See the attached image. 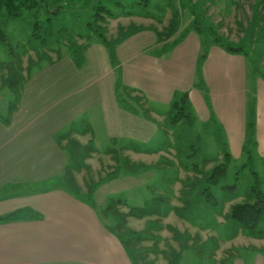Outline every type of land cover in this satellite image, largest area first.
I'll return each instance as SVG.
<instances>
[{
	"label": "crops",
	"instance_id": "1",
	"mask_svg": "<svg viewBox=\"0 0 264 264\" xmlns=\"http://www.w3.org/2000/svg\"><path fill=\"white\" fill-rule=\"evenodd\" d=\"M84 41L31 71L18 95L0 85V95H12L0 101V218L12 215L0 222V264H158L161 250L141 246L143 233L118 234L111 225L117 216L107 207L117 200L106 198L120 171L85 192L71 180L75 194L64 173L71 166L80 174L73 160L84 148L105 157L132 148L155 153L141 148L157 143L159 108H172L183 93L196 116L222 131L231 159L246 152L252 110L251 143L264 166V84L253 75L248 82L241 55L211 45L198 66L202 46L192 31L174 45L140 29L114 44L113 61L100 40ZM132 100L142 113L130 109ZM254 174L264 193V172ZM173 252L167 264H177L180 251Z\"/></svg>",
	"mask_w": 264,
	"mask_h": 264
},
{
	"label": "rangeland",
	"instance_id": "2",
	"mask_svg": "<svg viewBox=\"0 0 264 264\" xmlns=\"http://www.w3.org/2000/svg\"><path fill=\"white\" fill-rule=\"evenodd\" d=\"M97 1L116 17L95 23L92 7ZM142 1L81 0L83 4L75 7V0H48L52 6L55 2L65 4L53 17L50 28L44 22V11L39 15L25 12L16 19L0 13V34L5 37L4 41L0 40V84L14 71L25 78L48 58L54 60L57 55L68 52L71 43L84 45L87 39L100 40L99 34L115 41L129 27L150 30L159 40L170 44L190 28L193 18L200 17L213 25L228 44L235 45L246 39L244 29L253 21L254 13L257 14V23L249 34L252 42L249 50L246 46V53L241 56L248 82L253 75L264 84V0H148L145 6L129 8L131 3L141 4ZM115 2L124 4V11L132 15H121ZM36 22L39 23L37 29L34 28ZM88 23L93 30L97 27L99 30L90 32ZM34 33L44 39L43 43H40V37L32 40ZM198 38L202 55L207 49L206 41ZM199 85L196 83V87ZM11 96L3 91L0 101L11 99ZM129 105L132 111L142 113L136 101L132 100ZM180 108L181 105L159 108L162 116L155 117L159 127L157 143L141 148L155 153L141 156L132 148L130 153L116 151L105 157L103 152L92 155L89 148H81L83 152L78 153L82 158L74 163L81 172L72 174V180L78 184L79 191L85 192L89 184L106 178L119 167L120 178L114 183V189L110 188L114 194L106 198V203L125 201L130 210L113 202L108 213L117 219L114 217L115 222L111 225L118 234L143 233L141 246L161 250L158 264H167L166 259L171 258L170 252L173 251H180L177 264H264V220L256 228L262 233L253 238L228 218L232 205L252 203L255 199L253 173H263L264 166L255 155L253 143L245 145L246 152L242 157L231 159L225 176L217 185L208 183L205 181L208 171L221 163L224 135L213 121H203L187 106L183 110ZM184 112L187 114L185 118L174 124L170 122ZM74 144L69 143V146L74 148ZM123 178H131L134 183L126 185ZM124 186L128 187L123 190ZM128 210L133 217L152 218H125L131 215ZM99 212L104 214L103 218L107 216L101 207ZM118 218L123 220L122 224ZM147 235L158 239L147 240ZM150 258L141 261H150Z\"/></svg>",
	"mask_w": 264,
	"mask_h": 264
},
{
	"label": "trees",
	"instance_id": "3",
	"mask_svg": "<svg viewBox=\"0 0 264 264\" xmlns=\"http://www.w3.org/2000/svg\"><path fill=\"white\" fill-rule=\"evenodd\" d=\"M147 1L148 0H143L141 4L133 2L130 4L129 8H132L133 6H138V5L145 6L147 5ZM79 3L83 4L81 0H75V3H74L75 7L77 5L80 6ZM94 4L95 5H93L92 7L94 11L92 14V18L95 19L94 20L95 23L103 22L105 18L113 19L116 17V14L113 13L110 9L105 8V6L102 5L100 1H97ZM114 5L116 8H119L121 10V15H124L127 17L132 15L131 12L124 11V9L126 8L124 4L120 2H115ZM64 6L65 4H62L61 2L60 3L55 2L52 6L48 2V0H0V13L3 12L4 13L3 15L7 18L16 19V18L21 17L23 13L25 12H34L35 14L39 15L41 14V11H44V15H45L44 22L47 25V27L50 28L53 24V20H54L53 17L57 16L59 13L58 11L60 9H63ZM43 7L44 9H42ZM254 15L255 16H254L253 21H250V24L248 25V27L244 29V36L246 37V39L244 40L242 39L235 45H230V43L228 44L227 41L217 32V29L213 25L208 24L205 19H202L200 17L193 18L190 24V28L187 31H185V33L179 36V38L175 41L174 45L177 43V41H180V39H182L186 33H188L189 31H193L199 37L203 38L206 41V47H207L206 51L211 45H216L217 47L225 50L228 53L245 55L246 52L244 50L246 46H248V50H249L251 42H252V39L249 38L250 37L249 34L252 33V29L257 23L255 19L257 14L254 13ZM87 26H88V30L92 33L99 30L98 27L96 30H93L91 28L90 23H88ZM38 27H39V23L36 22L34 24V28L37 29ZM140 29L141 28L134 29V27H131V28L129 27V30L124 34H121L119 38L115 41H109L105 38L103 34H99L100 42L107 48L110 54V57L112 58V61H113L114 44H116V42H118L119 40L138 32ZM35 34L36 33L31 35L32 40L38 39L40 37L39 35L36 36ZM0 40L1 41L5 40V37L1 36V34H0ZM39 40H40V43H43L44 41V39L41 37ZM73 45L75 44L71 43V45H69L70 48H74ZM206 51L200 56L199 61H198V66H200V64L204 61L206 57ZM8 54L10 55V57L12 56L11 52H9ZM14 72L9 73L7 77L3 78L0 85L2 89L6 88L10 90L13 94L18 95L20 89L22 88V84L24 83L28 75L25 78H23L21 75L17 74L16 72L14 73ZM186 103H187V94L183 93L180 96L178 101H174L172 103V108H177L179 105H181L180 109L183 110L186 107ZM253 115H254L253 111L251 110L248 113V118H247L246 144H250L251 142V133L253 129ZM186 116L187 114H185L184 112L182 113L181 117L172 118L170 122L172 124L177 123L183 118H185ZM79 158L81 160L82 157L80 156V153H77V157L75 158V160H73L74 163L78 161ZM230 161H231L230 154L225 149H223L221 163L219 165L213 166L208 171L205 181H207L208 183L217 185L218 181L225 176L226 168ZM70 171H71V166H68V168H66V171L64 173V183H65L64 185H66V187L68 188L70 192L75 194V193H78V190H77V187H75L74 182L71 181L72 178H71ZM115 171L112 172L111 174L113 173L116 174L117 172H119V167H117ZM253 175L255 178V185L252 187V192L255 197L254 201L252 203H237V204L232 205L228 212V218L232 222L236 223L240 228H242L244 233L247 236L254 238V237L259 236L262 233V231H259L256 228H257L258 223L261 220H264V193L259 189L257 176L254 173ZM102 181L103 180H100L97 183L100 184ZM90 190L91 189H88V192H90ZM119 202L120 201L117 200L115 203H119ZM109 208L110 207H107V209ZM11 216L12 215L1 217L0 222L9 220Z\"/></svg>",
	"mask_w": 264,
	"mask_h": 264
}]
</instances>
